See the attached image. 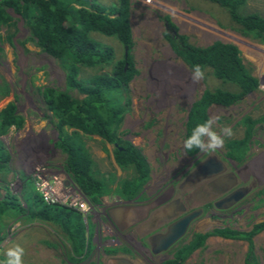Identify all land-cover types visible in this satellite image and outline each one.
Returning <instances> with one entry per match:
<instances>
[{
	"label": "rangeland",
	"instance_id": "374dc122",
	"mask_svg": "<svg viewBox=\"0 0 264 264\" xmlns=\"http://www.w3.org/2000/svg\"><path fill=\"white\" fill-rule=\"evenodd\" d=\"M65 1H75L80 4L91 1L100 7H109L117 0ZM129 3L128 20L132 41L130 55L137 73L128 84V105H125L118 134L120 139L130 143L144 157L149 169L146 182L148 185H145V188L149 192L173 172L175 178L179 176L183 178L186 175L189 159L182 147L185 115L189 105L205 86L202 81L199 84H193L191 71L172 54L162 35L165 30L162 18L168 17L177 28V33L186 36L189 43L193 45L208 46L216 41L233 44L239 50L243 62L251 65L252 75L258 80L257 91L242 97L232 106L212 105L207 109L208 118L219 117L218 124L214 126L217 132L225 126L232 129L233 135L225 138L241 136V128L236 127V124L242 116L250 115L253 118L264 116V45L235 33L231 29L233 24L226 12L204 0H129ZM245 7L248 12L264 15V0H246ZM15 27V30L10 29L9 31L13 34L12 45L3 42V40L0 43V92L3 91L4 83L8 89L7 95L0 98L1 105L13 102L16 112L24 116L29 124L30 130L25 136L28 134V138H30L32 134H38L44 139L41 146L34 148L26 144L29 142L26 138L22 139L23 142L20 145L13 138H6L4 144L12 156L7 174L10 172L9 170L12 174L18 171L20 165L17 164V159L23 165L22 160L25 161L26 155L30 153L31 158L28 162H24V169L28 172L27 176L31 181L25 180V183L26 189H35L32 181L34 177L32 178L31 172L34 165L46 164L45 167L50 173L57 172L61 177L69 179L62 169L64 155L53 147L56 137L52 124L54 119L45 110L39 94V90L41 91L45 87L63 90L64 71L56 60L42 53L28 40V30L21 21H18ZM3 32L4 30L1 31V34ZM90 36L101 42L102 45L110 46L117 58L123 54L124 49L114 39L98 34ZM93 73L96 72L85 70L81 75L89 76ZM206 81L209 88L219 86V83L213 79L206 78ZM71 95L75 96L76 93L71 92ZM84 142L94 163V168L101 175L111 174L116 179L124 176L112 160L111 151L114 144L112 146L103 144L95 136L85 137ZM224 151L225 149L222 148L214 153H203L201 159L214 156L223 160ZM224 162H226L225 159ZM230 163L234 165L233 162ZM238 172L240 180L246 182V185L252 184V180L258 183V186L253 189L254 194L257 190L262 188L264 190V125L255 126L250 139L247 160ZM12 185L19 191L18 185ZM114 188L115 183L110 187L111 192L106 191L107 195L104 197L105 203L109 207L120 203L121 198L113 193ZM16 189L13 188L12 191L15 192ZM143 196L139 198V201L145 199ZM197 202L194 200L191 206H196ZM2 204L16 211L17 204L20 202L17 196L8 193ZM112 210L120 213L121 220L118 221V224L121 228H128L130 222L141 216L139 213H136V217L132 216V212H126L127 208ZM143 210L144 208H137L138 212ZM88 213L83 215L85 239L90 238L93 231L91 215ZM263 220L264 206L254 219V223ZM32 224H36L33 225L35 228L50 229L41 223ZM249 224L248 221L246 225ZM214 226L221 227L217 221L204 219L196 227V230L208 233ZM22 227L20 221L11 223L6 229L1 242L5 246L0 248V261L5 259L3 253L8 247L17 244L27 245L25 233H21ZM128 231L129 229L126 232L128 233ZM102 232L104 233L102 238L96 235L92 243L91 240H88V251L83 257L74 259L73 264H101L100 261L97 262V255L101 257V253L105 255L115 253V250L103 249L100 241L102 242L103 239L118 240V234L109 225H106ZM126 232L123 233L126 234ZM49 236L56 247L46 249L47 258L26 252L24 255L26 259L23 258L24 264H65V260H72L69 257L68 248L61 240L62 237L59 239L56 236ZM244 238L245 236L239 234L237 240H244ZM252 238L254 250L251 248L245 256V242L224 241L220 238L209 237L205 245L191 254L187 264H242L244 257L245 264H264V230L256 236L253 235ZM252 238L250 239L252 240ZM32 242L36 244V241ZM60 244H64V248L60 247ZM34 247L31 248L34 249V252L31 250L33 253L36 252L37 246ZM123 253L127 254L125 257L133 259L128 252L124 251ZM198 260H201V263H198ZM69 263L71 264V262Z\"/></svg>",
	"mask_w": 264,
	"mask_h": 264
},
{
	"label": "trees",
	"instance_id": "16d2710c",
	"mask_svg": "<svg viewBox=\"0 0 264 264\" xmlns=\"http://www.w3.org/2000/svg\"><path fill=\"white\" fill-rule=\"evenodd\" d=\"M204 1L226 12L235 33L264 45V15L246 11V0ZM129 6V0H117L109 7H100L91 1L80 4L65 0H0V43L3 40L12 45L13 34L9 31L15 30L16 23L21 21L28 30V40L56 60L64 71L63 90L45 87L39 90V94L45 110L54 119L52 124L56 137L53 147L64 155L63 172L91 205L102 204L114 183L113 193L121 199L136 197L149 175L144 157L118 134L125 105H128V84L137 73L130 55ZM162 20L171 30L165 27L162 35L172 54L189 71L194 65L202 66L205 71L204 89L191 103L184 122V140L198 123L208 119L207 109L210 106L229 107L236 104L242 97L257 91L258 80L252 75L251 65L243 62L233 44L216 41L208 46L193 45L186 36L177 33V28L168 17L164 16ZM91 34L114 39L126 51L117 58L110 46L92 39ZM85 70L96 73L82 76ZM206 78L217 81L219 86L209 88ZM2 88L0 98L8 92L5 83ZM71 92L76 95L72 96ZM22 123L13 102L0 110V136L11 126L20 129ZM258 124L264 125V116L253 118L244 115L239 119L236 127L241 128V136L225 138L223 148L226 158L232 162L242 161ZM91 136L99 138L103 144L116 145L111 155L115 166L124 174L122 178L101 175L94 168L84 142L85 137ZM8 159L0 143V172L7 167ZM23 201L24 206L17 204L16 211L12 209L14 212L8 206H1L0 214L11 211L23 215L27 222H38L58 230L73 261V257L86 254L89 237L86 241L81 213L63 205L47 204L37 193L26 196ZM263 229L264 222H261L254 225L250 232L242 234L248 244L246 255L252 248L250 238ZM208 236L237 239L239 233L218 229L194 234L184 251L188 253L200 247Z\"/></svg>",
	"mask_w": 264,
	"mask_h": 264
},
{
	"label": "flooded vegetation",
	"instance_id": "af4514ba",
	"mask_svg": "<svg viewBox=\"0 0 264 264\" xmlns=\"http://www.w3.org/2000/svg\"><path fill=\"white\" fill-rule=\"evenodd\" d=\"M248 152L249 150L241 162H233L234 165H231L230 162L232 161L226 157L224 159L227 163L224 162V159L209 156L222 162L223 171L216 176L197 180L192 179L191 174L206 157L201 159L203 153L199 152L191 157L185 154L189 159V165L183 178H180V176L173 177L175 175L173 172L149 192L145 188L148 183H145L136 197L130 200L120 199V203L113 207L107 206L105 199L99 205L89 204L91 207L88 214L91 215L93 224L92 235L89 238L91 243L95 240L96 235L101 238L104 236L102 231L106 225H109L118 234V240L103 239L102 242L100 241L103 249L115 250V253L106 255L101 253V257L97 255V262L100 261L101 264H187L191 254L205 245L209 237L220 238L224 241L245 242L246 256L248 244L245 240L227 239L218 236L206 237L200 247L192 249L188 253L184 250L189 246L194 234H205V232L196 230V227L204 219L217 221L221 225V227L214 226L210 232L227 229L239 234H246L252 230L254 225L264 222L263 220L254 223V219L264 206L263 188L257 190L254 194L253 189L258 186V183L252 180V184L246 185V182L240 180L238 172L245 164ZM232 175L234 181L230 180ZM242 190L245 191V195L238 202L221 209L215 207L217 201L222 200L232 192H241ZM141 196L145 199L139 201ZM194 200L198 201L197 205L191 206ZM114 208H127V211H125L132 212V216L136 217V213L141 214V216L130 222L128 228H121L118 224V221L121 220L120 213L113 211ZM137 208H144V210L138 212ZM191 213H197V215L190 221L183 236L172 245L162 248L161 238L166 234L167 228ZM248 221L250 224L246 225ZM123 222L122 224H124ZM127 229H129L128 233L126 232ZM124 231L126 234L123 233ZM260 232L256 233L255 236ZM252 241L253 238L251 240L253 245ZM124 251L128 252L133 259L125 257L127 254L123 253ZM244 260L245 257L242 264H244ZM197 262L201 263V260Z\"/></svg>",
	"mask_w": 264,
	"mask_h": 264
},
{
	"label": "crops",
	"instance_id": "0c3cea01",
	"mask_svg": "<svg viewBox=\"0 0 264 264\" xmlns=\"http://www.w3.org/2000/svg\"><path fill=\"white\" fill-rule=\"evenodd\" d=\"M8 103H6L5 105H1L2 103L0 100V110H2ZM16 114H18V113L16 112ZM19 116L22 118V122H23L21 128L15 129L14 127L11 126L8 128L7 132L4 135L0 136L1 144L5 148V152L7 153L8 157H9L7 167L5 168L4 171L0 172V203L4 201L6 194L9 193V194L17 196L20 204L22 206H24L23 199L28 195H34V193H36V191L33 187H32L33 189H28V188L26 189L27 186L25 183V180L31 181V179L27 176L28 172H26V170L24 169V162L25 161L28 162L29 159L31 158V156H30V153L28 155H26L25 161H24V159L22 160L23 165H22V162H20L19 159H17V164L20 165L19 170L13 172V174H12L11 170H9L10 172H8V174H7V171L9 169V165H11V162H12V156H11L9 150L7 149V147L5 146L4 142H5L6 138H13V139H15L14 141L20 145L23 142L24 138H26L29 141L28 143H26L27 145H29L30 147L37 148V147L41 146V142L44 139V137L43 136L39 137L38 134L37 135L32 134L30 138H28L29 137L28 134L25 136V134L27 132H29V130H30L29 124L25 120L24 116H22V115H19ZM91 137H93V136H91ZM29 146H27V147H29ZM13 162H14V160H13ZM27 162H26V165H27ZM31 162H33V161H31ZM26 168L29 169L27 166H26ZM12 184L18 185L19 191H18V189H16V187H13ZM31 184H32V182H31ZM13 188H15L18 193L16 191L13 192L12 191ZM1 206H3L2 203L0 204V208H1ZM11 210H12V208H11ZM20 221H21L22 226H23L21 233L22 234L25 233V236H26L25 240L27 242L26 243L27 245H21V247H23L25 249V253L26 252L32 253L33 255L36 254L38 257L47 258V255H45L46 249L56 247L54 242L51 241V238L49 235L56 236L59 239H61L60 232L58 230H54L51 228L50 229H45L42 227L35 228V226H33V225H36V224H32V223H38V222H27L24 220L23 215H18L17 213L14 214L11 211L10 212L5 211V212L0 214V228H1L0 229V239L2 240L6 229L8 228V226L11 223L20 222ZM1 240H0V244L2 242ZM61 240L63 241V239H61ZM32 241H36V244L33 243ZM31 243H33V245L29 246ZM64 244H65V242H64ZM64 244H60V247L64 248ZM4 246L5 245L1 244V248H3ZM34 246H37L35 253H33L34 249L33 250L31 249ZM65 246L67 248L66 244H65ZM31 250L33 252H31ZM69 257L72 258V255L69 254ZM76 258L77 257H73V259H75V260H76ZM24 259H26V258L24 257ZM75 260L74 261L73 260H69V261L65 260L64 263L70 264L69 262H71V264H73L72 262H75Z\"/></svg>",
	"mask_w": 264,
	"mask_h": 264
},
{
	"label": "clouds",
	"instance_id": "9594fccd",
	"mask_svg": "<svg viewBox=\"0 0 264 264\" xmlns=\"http://www.w3.org/2000/svg\"><path fill=\"white\" fill-rule=\"evenodd\" d=\"M191 80L193 84H199L205 79V71L202 66L194 65L191 69ZM219 122V117H210L202 123H198L191 134L183 140L184 153L190 154L194 151L199 153H214L222 149L225 137H231L233 131L230 127H221L217 132L214 128ZM5 259L0 264H24L25 249L20 245L8 247L3 253Z\"/></svg>",
	"mask_w": 264,
	"mask_h": 264
},
{
	"label": "built area",
	"instance_id": "2783aa9c",
	"mask_svg": "<svg viewBox=\"0 0 264 264\" xmlns=\"http://www.w3.org/2000/svg\"><path fill=\"white\" fill-rule=\"evenodd\" d=\"M41 165H34L31 172L35 190L42 201L66 206L82 215L88 213L90 205L74 183L70 179L61 177L57 172L50 173L45 167L46 164Z\"/></svg>",
	"mask_w": 264,
	"mask_h": 264
},
{
	"label": "water",
	"instance_id": "95a60500",
	"mask_svg": "<svg viewBox=\"0 0 264 264\" xmlns=\"http://www.w3.org/2000/svg\"><path fill=\"white\" fill-rule=\"evenodd\" d=\"M166 29L169 31L170 28L166 25ZM126 51V48L124 49V52ZM175 57V56H174ZM176 58V57H175ZM191 105V104H190ZM189 105V108H190ZM189 108L187 109L185 120L187 113L189 111ZM116 146V145H114ZM223 171V165L222 162L215 159L214 157H206L192 172L191 178L194 180L197 179H203V178H209L212 176H216L220 174ZM230 180L234 181L233 175L230 176ZM245 195V191H235L229 194L228 196L224 197L222 200L217 201L215 203L216 208H225L228 207L236 202H238L243 196ZM197 215V213H191L189 215H186L176 222L172 223L168 228L166 234L161 238V243L163 244L162 248H166L170 245H172L174 242H176L178 239H180L183 234L185 233L188 224L190 221Z\"/></svg>",
	"mask_w": 264,
	"mask_h": 264
}]
</instances>
